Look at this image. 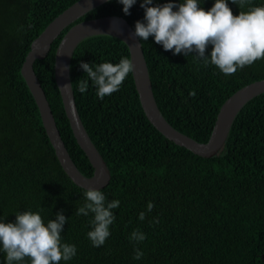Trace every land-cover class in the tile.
<instances>
[{"label":"trees","instance_id":"16d2710c","mask_svg":"<svg viewBox=\"0 0 264 264\" xmlns=\"http://www.w3.org/2000/svg\"><path fill=\"white\" fill-rule=\"evenodd\" d=\"M76 1L0 0V220L15 222L16 214L39 211L47 223L62 214L61 239L76 246L67 264H264V92L235 115L216 155L197 156L150 124L131 73L118 91L103 99L96 97L90 79L86 92L79 93L76 82L87 79L81 63L115 64L122 56L129 58L127 46L110 35L78 42L68 70L82 126L109 171L108 183L98 190L105 195V206L120 201L111 210L115 219L110 236L92 247L86 233L93 228V213L77 215L87 190L60 167L20 74L31 41ZM141 2L136 0L128 15L117 0L89 10L60 32L43 59L32 63L68 155L86 177L93 168L65 116L53 77L54 52L66 30L80 21L119 16L134 31L135 22H143ZM166 2L153 0L152 6ZM261 4L264 0H251V6ZM200 6L207 10L212 0ZM228 7L234 16L248 10L237 3ZM138 41L157 109L171 127L198 143L207 141L220 106L231 94L264 79V58L225 76L204 64L211 46L200 57L195 51L173 55L152 36ZM134 230L144 233L145 240H130ZM134 249L143 253L138 260L133 259ZM5 255L0 252V264H6Z\"/></svg>","mask_w":264,"mask_h":264},{"label":"clouds","instance_id":"9594fccd","mask_svg":"<svg viewBox=\"0 0 264 264\" xmlns=\"http://www.w3.org/2000/svg\"><path fill=\"white\" fill-rule=\"evenodd\" d=\"M117 2L128 15L136 0ZM202 3L203 0H168L152 6L153 0H142L143 22H135L133 35L141 41L152 36L154 43L165 51L172 50L173 55L195 51L204 57L205 49L211 46L204 64L214 66L225 76L264 58V4L251 6V0H212V6L205 10L200 6ZM229 3L248 10L234 16ZM80 68L87 79L76 82L79 93L86 92L90 79L98 99L118 91L127 75L134 71L132 61L126 56L115 64L110 61L94 66L81 63ZM66 87L70 88L71 84ZM84 196L85 203L78 208L77 215L93 213L89 221L93 228L86 236L92 247H99L110 236L109 225L115 219L111 210L120 201L113 199L105 206L104 193L96 189H88ZM152 207L149 202L147 209ZM139 219H144V212L139 214ZM64 223L62 214L45 223L39 211L16 214L15 222L0 220V252L6 254V264H24L25 257L29 258L27 264H60V261L67 264L76 255V246L62 241L60 233ZM145 238L139 230H134L129 237L136 243ZM134 253L136 260L143 255L139 249H134Z\"/></svg>","mask_w":264,"mask_h":264},{"label":"water","instance_id":"95a60500","mask_svg":"<svg viewBox=\"0 0 264 264\" xmlns=\"http://www.w3.org/2000/svg\"><path fill=\"white\" fill-rule=\"evenodd\" d=\"M106 1L108 0H77L63 10L31 41L29 51L20 68V74L38 108L42 126L60 167L76 186L84 190L103 188L108 183L110 175L103 159L82 126L71 87H66L70 85L68 71L70 57L75 46L82 39L94 35H110L121 40L127 46L129 59L134 65L131 76L140 106L147 120L167 140L200 157H212L218 153L235 115L246 102L264 92V79L254 81L236 90L220 106L207 141L198 143L171 127L157 109L140 43L138 38L133 35L134 31L129 24L119 16H102L77 22L66 30L56 46L53 77L72 136L93 168L91 176H83L73 164L60 138L44 92L32 69V63L34 60L43 59L46 56L51 43L66 26Z\"/></svg>","mask_w":264,"mask_h":264},{"label":"bare ground","instance_id":"6f19581e","mask_svg":"<svg viewBox=\"0 0 264 264\" xmlns=\"http://www.w3.org/2000/svg\"><path fill=\"white\" fill-rule=\"evenodd\" d=\"M88 38V37H87Z\"/></svg>","mask_w":264,"mask_h":264}]
</instances>
